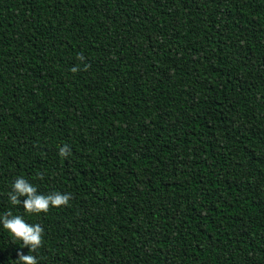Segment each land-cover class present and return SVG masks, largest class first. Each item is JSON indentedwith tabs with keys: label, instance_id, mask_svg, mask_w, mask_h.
Instances as JSON below:
<instances>
[{
	"label": "trees",
	"instance_id": "16d2710c",
	"mask_svg": "<svg viewBox=\"0 0 264 264\" xmlns=\"http://www.w3.org/2000/svg\"><path fill=\"white\" fill-rule=\"evenodd\" d=\"M7 212L0 264H264V0H0Z\"/></svg>",
	"mask_w": 264,
	"mask_h": 264
},
{
	"label": "clouds",
	"instance_id": "9594fccd",
	"mask_svg": "<svg viewBox=\"0 0 264 264\" xmlns=\"http://www.w3.org/2000/svg\"><path fill=\"white\" fill-rule=\"evenodd\" d=\"M65 151L61 149V155H64ZM8 198L13 206H22L26 213L40 214L47 212L50 206L66 205L70 195L59 191L41 194L28 180L16 177L11 182ZM0 227L8 231L15 240L21 241L23 248H28L29 251H34L42 243V227L39 224L27 223L20 215H13L12 212L0 214ZM17 257L19 264H38L35 256L24 254L22 251L17 252Z\"/></svg>",
	"mask_w": 264,
	"mask_h": 264
}]
</instances>
